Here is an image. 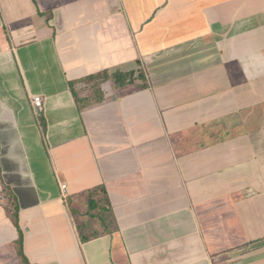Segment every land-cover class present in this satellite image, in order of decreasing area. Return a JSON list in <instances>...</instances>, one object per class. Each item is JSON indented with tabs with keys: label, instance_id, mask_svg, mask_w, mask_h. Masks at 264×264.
Instances as JSON below:
<instances>
[{
	"label": "crops",
	"instance_id": "obj_1",
	"mask_svg": "<svg viewBox=\"0 0 264 264\" xmlns=\"http://www.w3.org/2000/svg\"><path fill=\"white\" fill-rule=\"evenodd\" d=\"M20 232L32 264H264V0H0V264Z\"/></svg>",
	"mask_w": 264,
	"mask_h": 264
},
{
	"label": "trees",
	"instance_id": "obj_2",
	"mask_svg": "<svg viewBox=\"0 0 264 264\" xmlns=\"http://www.w3.org/2000/svg\"><path fill=\"white\" fill-rule=\"evenodd\" d=\"M141 72L135 70L131 71H115L113 72L110 76L107 74L106 71L103 73H98L92 76H89L86 78L87 82L90 80H96L99 81L102 79L107 80L108 77H111V80L115 82L117 86H124L125 84L128 83H133L136 79L137 76H140ZM101 77V78H100ZM96 81V83H97ZM3 192L7 197V214L8 216L12 219V221L15 223V225L18 226V202L17 199L14 195V193L11 191L10 187L7 185H3ZM106 191L103 188V186H97L93 187L91 189H88L84 194V198L86 199L88 210L87 212L89 213V217L92 219H98L100 223V227H103L105 225V228H109L110 230L113 229V224L109 227V224L112 223V220L108 219V214H110V208H109V201L107 196L105 195ZM102 194V195H100ZM96 234L98 230L95 231ZM16 246H17V251L19 254V258L22 264H32L28 261L26 256L23 254L22 251V233L20 232V236L16 241Z\"/></svg>",
	"mask_w": 264,
	"mask_h": 264
},
{
	"label": "built area",
	"instance_id": "obj_3",
	"mask_svg": "<svg viewBox=\"0 0 264 264\" xmlns=\"http://www.w3.org/2000/svg\"><path fill=\"white\" fill-rule=\"evenodd\" d=\"M31 103L34 109H39L42 105V98L40 95H35L32 96L31 98ZM60 188H61V192L63 197L65 196V189H66V184L65 183H61L60 184Z\"/></svg>",
	"mask_w": 264,
	"mask_h": 264
}]
</instances>
